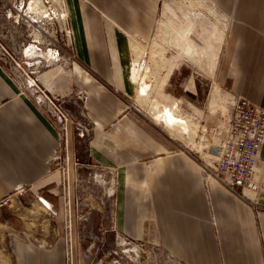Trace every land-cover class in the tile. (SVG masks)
Returning <instances> with one entry per match:
<instances>
[{
    "label": "crops",
    "instance_id": "1",
    "mask_svg": "<svg viewBox=\"0 0 264 264\" xmlns=\"http://www.w3.org/2000/svg\"><path fill=\"white\" fill-rule=\"evenodd\" d=\"M212 1L232 18L217 84L262 107L264 0ZM66 3L76 62L71 69L59 68L55 79L45 73L43 91L52 96L71 87L86 92V114L100 129L89 143V156L115 172V226L153 242L179 264H264V141L253 189H237L234 196L202 173L191 149L170 148L129 113L128 37L150 34L158 0ZM26 92L0 66V200L10 198L0 207V264H66L60 175L51 163L57 135ZM229 116V111L198 109L200 140L193 149L200 157L216 159Z\"/></svg>",
    "mask_w": 264,
    "mask_h": 264
},
{
    "label": "rangeland",
    "instance_id": "2",
    "mask_svg": "<svg viewBox=\"0 0 264 264\" xmlns=\"http://www.w3.org/2000/svg\"><path fill=\"white\" fill-rule=\"evenodd\" d=\"M158 3L150 34L144 39L128 37V79L133 88L129 113L170 148L191 149L201 169L205 164L211 167L215 159L200 157L198 148L193 149L200 140L198 109L230 112L229 99L234 95L217 84V73L232 18L212 0ZM69 20L66 0H0L1 68L26 89L56 133L61 135L66 127L52 166L60 175L59 210L68 264H179L153 242L130 237L115 226V172L89 156V143L100 129L86 114V92L71 87L63 95L52 96L43 91L45 73L50 71L55 79L59 68L72 67L65 59L70 53ZM188 51L193 59L185 58ZM25 80H33L36 88L27 87ZM142 86L145 91L140 94ZM174 100L180 103L173 111ZM165 111L181 122L172 130L154 120L162 119ZM79 130H86L83 137L77 136ZM183 138L187 142L178 141ZM150 166L146 165L147 173L153 170Z\"/></svg>",
    "mask_w": 264,
    "mask_h": 264
},
{
    "label": "built area",
    "instance_id": "3",
    "mask_svg": "<svg viewBox=\"0 0 264 264\" xmlns=\"http://www.w3.org/2000/svg\"><path fill=\"white\" fill-rule=\"evenodd\" d=\"M65 59L71 65L76 62L71 52L67 53ZM25 83L29 88H36L33 80H25ZM34 103L38 106L37 102ZM49 103L52 105L51 101ZM229 108L230 116L223 127L225 137L217 147V157L211 167L205 164L202 170L227 192L237 196L240 193L237 189H253V176L259 162V150L264 141V106L259 107L242 97L231 96ZM65 132L66 127L61 135L56 133L59 148L65 139ZM84 133L86 130H79L77 136L83 137ZM58 151L59 149L53 153L51 163L58 159ZM35 198L40 203L43 202L39 194L35 195ZM9 201V197L0 200V207L7 206ZM254 210L259 211V208L254 207ZM65 260L68 264L67 247Z\"/></svg>",
    "mask_w": 264,
    "mask_h": 264
},
{
    "label": "bare ground",
    "instance_id": "4",
    "mask_svg": "<svg viewBox=\"0 0 264 264\" xmlns=\"http://www.w3.org/2000/svg\"><path fill=\"white\" fill-rule=\"evenodd\" d=\"M185 55V58L186 59H193V55L191 54V52L190 51H188L186 54H184ZM145 91V89H144V86H142V87H140V89H139V92L138 93H140V94H143V92ZM177 103L176 102H173L172 104H171V108H172V110L174 111L175 109H177ZM154 120H157V121H159V124L160 123H164L165 124V126H163L164 128L166 127V128H168V129H170V130H172V128H175V124L176 123H181L180 121H178V120H176V118L171 114V113H168V112H164V116H163V118L162 119H159V118H156V119H154ZM165 128V129H166ZM173 134L174 135H177V133H174V131H173Z\"/></svg>",
    "mask_w": 264,
    "mask_h": 264
}]
</instances>
